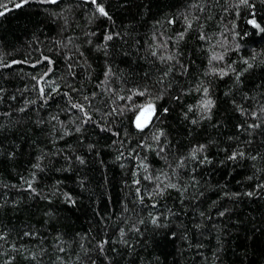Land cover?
I'll list each match as a JSON object with an SVG mask.
<instances>
[{"label": "trees", "instance_id": "obj_1", "mask_svg": "<svg viewBox=\"0 0 264 264\" xmlns=\"http://www.w3.org/2000/svg\"><path fill=\"white\" fill-rule=\"evenodd\" d=\"M20 2L0 0V264H264V0Z\"/></svg>", "mask_w": 264, "mask_h": 264}, {"label": "snow or ice", "instance_id": "obj_2", "mask_svg": "<svg viewBox=\"0 0 264 264\" xmlns=\"http://www.w3.org/2000/svg\"><path fill=\"white\" fill-rule=\"evenodd\" d=\"M28 0H21L20 3H15L14 7L19 8L22 7L24 3H27ZM47 2L55 3L56 0H47ZM93 4H97V11L103 15V16H108V13L105 11L104 7L100 4L97 3V0H91ZM242 4H248V0H241ZM0 9H3V11H0V16H3L6 11H11V9L8 8L6 3H0ZM250 24H252L255 28L260 29L261 31H264V28H261V26L253 19L249 21ZM190 26V25H189ZM107 39H112L111 36H108ZM212 59H223L222 56H213ZM226 74V73H222ZM40 91L43 93L44 89L41 88ZM143 93H141L142 95ZM213 105V102L211 100H206L203 103V108L206 110L211 109ZM80 107V106H76ZM81 111H83V108L81 107ZM153 115H155V107L153 104L148 103L142 107H140L139 114L136 116V127L138 129H143L148 126L149 122L151 121ZM235 158V157H233ZM251 195V193H249ZM155 222V221H153Z\"/></svg>", "mask_w": 264, "mask_h": 264}]
</instances>
